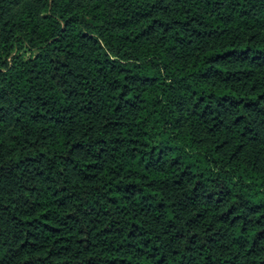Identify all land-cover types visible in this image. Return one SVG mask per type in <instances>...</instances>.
Instances as JSON below:
<instances>
[{
    "label": "trees",
    "instance_id": "1",
    "mask_svg": "<svg viewBox=\"0 0 264 264\" xmlns=\"http://www.w3.org/2000/svg\"><path fill=\"white\" fill-rule=\"evenodd\" d=\"M0 264H264V0H0Z\"/></svg>",
    "mask_w": 264,
    "mask_h": 264
},
{
    "label": "rangeland",
    "instance_id": "2",
    "mask_svg": "<svg viewBox=\"0 0 264 264\" xmlns=\"http://www.w3.org/2000/svg\"><path fill=\"white\" fill-rule=\"evenodd\" d=\"M30 55L28 54L27 57H29Z\"/></svg>",
    "mask_w": 264,
    "mask_h": 264
}]
</instances>
